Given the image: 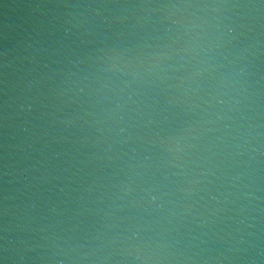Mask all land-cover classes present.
Instances as JSON below:
<instances>
[{"label": "water", "instance_id": "water-1", "mask_svg": "<svg viewBox=\"0 0 264 264\" xmlns=\"http://www.w3.org/2000/svg\"><path fill=\"white\" fill-rule=\"evenodd\" d=\"M0 264H264V0H0Z\"/></svg>", "mask_w": 264, "mask_h": 264}]
</instances>
